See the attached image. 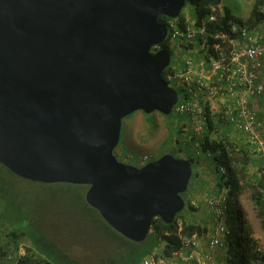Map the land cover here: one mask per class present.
<instances>
[{
    "label": "water",
    "instance_id": "1",
    "mask_svg": "<svg viewBox=\"0 0 264 264\" xmlns=\"http://www.w3.org/2000/svg\"><path fill=\"white\" fill-rule=\"evenodd\" d=\"M186 0H0V165L33 183L85 186L115 232L144 242L172 224L192 164L172 154L138 167L114 154L125 117L170 116L168 30Z\"/></svg>",
    "mask_w": 264,
    "mask_h": 264
},
{
    "label": "built area",
    "instance_id": "2",
    "mask_svg": "<svg viewBox=\"0 0 264 264\" xmlns=\"http://www.w3.org/2000/svg\"><path fill=\"white\" fill-rule=\"evenodd\" d=\"M182 15L187 26L185 31L179 30L174 21L166 25V39L173 51L168 66L172 72L167 74L166 82L178 96L172 113L187 119L182 133L184 144L191 142L194 159L212 160L220 155V150H203L204 144L234 139L239 146L241 143L246 145L250 158L261 160L264 175V112L259 110L257 103L264 92L260 78L264 69V26L250 27L247 20L236 17V20H223L225 9L221 4L211 6L201 20L190 15L189 11L184 10ZM217 127H232L227 134L228 140L219 134ZM235 150L238 154L241 152L239 147ZM122 160L126 163L133 161L141 167L151 160V156L139 154ZM218 170L223 181L227 182L226 168L220 166ZM228 193L229 186L223 184L218 188V197L206 201L216 214L214 230L207 235L210 252L224 246L222 239L228 232L225 223ZM190 206L196 207V199L190 200ZM197 245L196 234L184 236L180 250L171 256L184 257L187 252L186 260L194 259L195 264H213L210 255L196 257ZM144 264L174 263L152 254Z\"/></svg>",
    "mask_w": 264,
    "mask_h": 264
},
{
    "label": "trees",
    "instance_id": "3",
    "mask_svg": "<svg viewBox=\"0 0 264 264\" xmlns=\"http://www.w3.org/2000/svg\"><path fill=\"white\" fill-rule=\"evenodd\" d=\"M249 1L253 2V7L247 19L249 26H264V13L262 12L264 11V0ZM186 3L189 5L190 15L197 16L201 20L209 12L210 7L213 5L218 7L221 4V0H186ZM224 9L225 17L223 20L235 19V16L228 9ZM170 21H174L179 30L185 31L187 26L185 17L182 14L174 20L165 16L158 17V22L161 24L167 25ZM157 49L155 47L153 50L156 51ZM159 49H167L173 55L171 44L167 39L159 46ZM169 72H172L171 67L165 69L163 73L165 81H167L166 76ZM262 95H264V92ZM259 110L261 109L259 108ZM171 115L175 118L179 117L178 122L181 123L175 129L177 123L172 122L171 117L166 119L165 124L167 125L168 135L162 143L163 151L157 158L168 153L176 158H183L191 162L192 177L187 191L182 194L185 200V209L176 216L172 224H165L159 218H154L147 239L142 243H134L115 232L102 220L98 212L91 208L100 219L98 230L104 232L107 236L105 254L94 264H144V260L152 254L167 259L171 257L172 253L180 250L182 237H190L193 234L201 235L206 231L205 228L189 222L185 215V211H194V208L190 206L191 182H193V179L199 177V173L196 170L194 171V166L196 167L200 161L194 159V156H192L191 142L184 144L182 139L187 119L174 113H171ZM148 127L153 129L154 122L149 124ZM151 128L147 130L149 133L151 132ZM217 129L219 134L228 140L227 134L232 130V127H225L223 129L217 127ZM236 147H239L241 151L239 154L235 150ZM206 148L211 150L217 148L220 150V155L214 156L209 162H212L214 165V173L216 174L215 178L218 186L220 187L223 184L229 186L227 210L225 213V223L228 232L222 239L224 243L222 248L226 247L225 262L226 264H255L257 262L264 264V254L261 252L258 240L255 238L254 228L245 212L241 208H238L235 203L237 196L245 188H251L255 212L264 228V175L262 174V162L261 160L250 158L246 145L241 143L239 146L234 139L225 143H219V140L217 142L213 141L206 145L204 144L202 149ZM254 162L259 165V171L256 172L253 180L250 182L249 178L251 179V177L248 174V167L249 164L252 165ZM220 166L225 167L227 170V182L223 181L218 172ZM5 170L10 173L7 169ZM62 185L73 186L69 184ZM79 187L87 190L85 186ZM11 205H13L12 202H4L0 198V264H84L64 252L56 243L37 230L33 220L30 223H26L28 221L26 217L14 218L10 216L9 218V216H3L6 208ZM1 218L4 221L9 218L8 223L11 227L7 226L6 228ZM20 247H23V254L19 252Z\"/></svg>",
    "mask_w": 264,
    "mask_h": 264
},
{
    "label": "rangeland",
    "instance_id": "4",
    "mask_svg": "<svg viewBox=\"0 0 264 264\" xmlns=\"http://www.w3.org/2000/svg\"><path fill=\"white\" fill-rule=\"evenodd\" d=\"M221 5L235 17L247 20L253 2L249 0H221ZM184 10L187 13L190 11L187 3L180 14ZM168 117L172 118V122L177 123L176 129L181 122H178L179 117L175 118L173 115L165 117L156 112L144 115L142 112H136L125 117L123 123L129 124L131 127L128 145L131 148L136 147L138 155L149 154L151 159L157 158L163 151L162 143L168 135L167 125L165 124ZM153 122L154 128L152 129L148 126ZM148 128H151L150 133L147 131ZM121 141L122 138L119 144H121ZM116 153L119 154L115 151ZM203 162H201L202 165H204ZM258 169L259 165L257 163L249 164L250 182L256 172L259 171ZM195 170L196 167L194 166ZM198 172H202L201 169ZM213 175L215 178V174ZM203 183L204 181H201L200 175L197 179H193L191 192H197L199 189L204 188ZM85 191L79 186L45 185L26 181L8 173L0 165V198L4 202L8 201L13 204L6 208L3 216H9V218L10 216L14 218L26 217L28 220L26 223L33 220L36 229L56 243L64 252L81 263L94 264L105 254L107 236L104 232L98 230L100 219L86 205L84 200ZM212 197H218V193ZM235 203L238 208L245 212L254 227V231L256 230L255 236H259L258 243L261 252L264 254V228L255 212L251 188H245L237 196ZM9 218L5 221L1 218L6 228L7 226L11 227L8 223ZM225 249L226 247L224 251ZM19 252L20 254L24 253L23 247H20ZM156 254L159 255L158 252Z\"/></svg>",
    "mask_w": 264,
    "mask_h": 264
},
{
    "label": "crops",
    "instance_id": "5",
    "mask_svg": "<svg viewBox=\"0 0 264 264\" xmlns=\"http://www.w3.org/2000/svg\"><path fill=\"white\" fill-rule=\"evenodd\" d=\"M260 78L262 82L264 83V69L260 73ZM257 103H258V107L262 111H264V95H262L258 99ZM130 129H131L130 125L124 122L122 126L121 136H120V139L122 138V141H121L120 146L115 150L116 152H119V155L121 156V158H128L129 156H138L137 148L136 147L131 148L128 145V142H130ZM209 161L207 159H204V160L202 159L200 160L199 164L196 166V172L199 173L201 177V181H204L203 183L204 188L199 189V191L197 192L195 191L191 192L190 197L191 199H196V207L194 208V211H191V212L185 211V215L187 216L188 218L187 220L189 222L199 225L201 228L206 229V231L202 233L201 235L196 234L198 237V245L195 249L196 257L204 258L205 256L210 255L212 257L213 264H226L225 251L223 248H217L214 251L210 252L207 246V240H208L207 235L208 233H211L214 230V224L216 222L215 221L216 214L207 205L206 201L209 198H214L212 196L217 195L218 188H219L214 178V175H213L215 174L214 165L212 162H209ZM201 162H203L204 165H202ZM130 163H134V162L130 161ZM200 169L202 172H198ZM255 238L258 240L259 236L257 237L255 236ZM187 255L188 253L186 252L184 254V257H186ZM184 257L180 255L176 257L171 256L167 259L166 258L164 259H166V262H171L174 264H195L194 259L186 260Z\"/></svg>",
    "mask_w": 264,
    "mask_h": 264
},
{
    "label": "clouds",
    "instance_id": "6",
    "mask_svg": "<svg viewBox=\"0 0 264 264\" xmlns=\"http://www.w3.org/2000/svg\"><path fill=\"white\" fill-rule=\"evenodd\" d=\"M236 18H237V17H236ZM115 150H116V149H115ZM114 153H115V151H114ZM118 155H119V154H117V153L115 154L116 157H117ZM117 158H118V157H117ZM118 159H119V158H118ZM152 159H154V158H152ZM119 160H120V161H123L122 158H120ZM123 162H124V161H123ZM149 162H150V161H149ZM125 163H126V162H125ZM128 164H134V163H130V162H128ZM146 164H147V163H146ZM134 165L137 166L136 164H134Z\"/></svg>",
    "mask_w": 264,
    "mask_h": 264
},
{
    "label": "flooded vegetation",
    "instance_id": "7",
    "mask_svg": "<svg viewBox=\"0 0 264 264\" xmlns=\"http://www.w3.org/2000/svg\"><path fill=\"white\" fill-rule=\"evenodd\" d=\"M157 48L159 49V46H158ZM158 49H157V50H158ZM117 157L120 159L121 156L118 155ZM153 160H155V159H153ZM153 160L151 159L150 161H153ZM132 165H134V164H132Z\"/></svg>",
    "mask_w": 264,
    "mask_h": 264
}]
</instances>
